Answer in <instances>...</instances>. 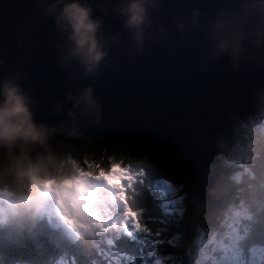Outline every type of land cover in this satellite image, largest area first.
<instances>
[{
    "label": "water",
    "instance_id": "95a60500",
    "mask_svg": "<svg viewBox=\"0 0 264 264\" xmlns=\"http://www.w3.org/2000/svg\"><path fill=\"white\" fill-rule=\"evenodd\" d=\"M96 2L107 9L94 13L103 16L104 31L121 33L99 78H82L78 67L60 63L63 37L51 19L39 16L36 0H0V76L23 72L19 83L34 102L37 122L50 125L66 120L63 111L54 112L65 94L91 84L101 104L99 120L89 117L79 124L78 135L61 140L159 141L186 173H193L180 254V264H191L188 243L199 220L221 214L225 184L214 155L225 140L226 126L254 106L264 90V0H165L161 11L153 13L142 52L135 51L112 14L115 0H94V7ZM192 8L209 16L218 8L235 14L241 36L235 62L227 54L210 59L203 31L176 33L173 16L187 17ZM204 22L202 17L200 24Z\"/></svg>",
    "mask_w": 264,
    "mask_h": 264
},
{
    "label": "clouds",
    "instance_id": "9594fccd",
    "mask_svg": "<svg viewBox=\"0 0 264 264\" xmlns=\"http://www.w3.org/2000/svg\"><path fill=\"white\" fill-rule=\"evenodd\" d=\"M165 0H115L116 16L136 52H142L146 37L153 28V13L158 14ZM39 16L51 19L63 37L58 44L63 65L79 68L82 78H99L110 50L121 40V33L104 31L103 2L94 0H36ZM204 18V24L200 19ZM175 31L183 36L187 30L204 32L209 57L227 54L235 62L240 53L241 36L235 14L218 8L212 15L199 8L187 17L173 16ZM159 30L166 33L160 26ZM23 47V41H17ZM24 75L16 71L0 76V224L23 223L35 227L47 213L57 218L64 236L88 238L101 230V213L118 210L123 201L120 187L122 169L103 174L85 172L71 154L61 151L68 137L78 135L79 124L89 117L99 120L101 104L88 84L77 93L65 94L54 112L66 117L59 124L37 122L34 102L19 83Z\"/></svg>",
    "mask_w": 264,
    "mask_h": 264
},
{
    "label": "trees",
    "instance_id": "16d2710c",
    "mask_svg": "<svg viewBox=\"0 0 264 264\" xmlns=\"http://www.w3.org/2000/svg\"><path fill=\"white\" fill-rule=\"evenodd\" d=\"M263 97L264 90L254 106L242 111L236 120L226 126L225 140L219 152L214 155L225 180L224 190L228 201H245L254 212V221L250 226L255 227H251L246 236L244 250L252 244L264 245V131H258L249 121L255 114L261 113L264 107ZM262 118L264 119V115ZM63 141L65 147L61 151L69 152L85 172H108L110 159L119 163L122 168L133 165L145 171L143 182L132 181L124 197L132 208H141L137 218L140 225L142 224V230H138L143 231L144 236L138 234L135 237L136 242L129 237L123 238L117 246L134 257V264H143V258L151 249L165 258L164 264H180L186 211L193 189L194 174L186 173L179 160L159 141L141 138ZM234 148H239V153L231 155ZM158 178L166 179L172 184H180L178 192L187 194L185 209L179 217L176 216L177 219L172 217L173 215H165L156 207L158 193H148V189L153 187L152 181ZM250 183L253 184V191L248 187ZM231 185L239 189V197L233 196ZM221 214L214 219L200 220L197 231L199 228L216 229ZM49 216L46 213L35 227L23 223L0 224V264H52L51 260L62 253L76 256L77 264H93L96 258L98 264H103L95 246L81 237H77L80 239L77 243L76 238L64 236L60 227H56L57 218ZM197 231L193 234L188 248L191 264ZM141 237H144L143 241ZM97 241L101 245L104 244L101 238H97ZM148 241L151 244H147ZM51 246L58 247L48 253ZM257 264H264V261Z\"/></svg>",
    "mask_w": 264,
    "mask_h": 264
},
{
    "label": "rangeland",
    "instance_id": "374dc122",
    "mask_svg": "<svg viewBox=\"0 0 264 264\" xmlns=\"http://www.w3.org/2000/svg\"><path fill=\"white\" fill-rule=\"evenodd\" d=\"M263 108L261 109V113H257L253 118L249 119L250 124L257 128L258 131H264V119L262 118L264 115ZM232 151L231 155L238 154L239 148H234ZM112 161L114 160H109L108 171L115 172L117 169H122L124 172L120 180V187L116 190H120L123 197H125V193L129 190L132 181L137 180L143 182L145 171L133 165H126L122 168L119 163ZM216 166L218 167L217 164ZM218 170L221 177L224 179L219 167ZM96 174H102V170H99ZM205 176L207 175L205 174ZM195 177L194 175V178ZM158 179L161 181L160 187L164 189L170 197L168 207L164 208L163 211L161 210V212L167 215H173L172 217L174 218L178 215L180 216L185 209L184 201L187 194L185 192H178L181 187L180 184H172L170 181L163 178ZM230 179L232 180V177H230ZM248 187L253 191L252 183H250ZM232 188L234 190L233 196L239 197V189L233 186ZM226 198L225 194L220 204V213L222 214L218 221L217 228L212 230H206L204 228L198 229L194 240L195 249L191 255L193 264H257L264 261V245L252 244L247 250L243 248L244 241L249 233L250 224L254 221V212L245 201H236L234 199L228 201L229 198H227V200ZM117 203V211L113 212L112 210L105 209L101 213L100 219L102 227L98 235L88 237V240L84 238V241L86 240L87 243H91L96 247L97 252L100 254V259L103 260V264H134V257L130 253L124 252L122 249L118 248L117 245L123 238L131 237L133 233L144 236V233H142L143 231H139L142 230V224L140 225L139 219L137 218L141 208H132L125 198L123 201H118ZM129 225H131V231H129ZM73 238H76L77 243L80 242V239L76 236H73ZM97 238H101L104 244L101 245L97 241ZM141 238L143 241L144 237ZM146 243L151 244L150 241ZM56 247L58 246H51L48 253L51 252V249L54 250ZM97 260L96 258L93 264H98L96 262ZM164 260V257H161L151 249L143 258V264H164ZM51 263L77 264V259L74 255L62 253L52 259ZM138 264H142V262H138Z\"/></svg>",
    "mask_w": 264,
    "mask_h": 264
},
{
    "label": "snow or ice",
    "instance_id": "6c2138e0",
    "mask_svg": "<svg viewBox=\"0 0 264 264\" xmlns=\"http://www.w3.org/2000/svg\"><path fill=\"white\" fill-rule=\"evenodd\" d=\"M152 184H153V187L148 189V193H152V192L158 193L159 199H158V202L156 204V207H159L163 211L164 208L168 207L170 197H169L168 193L160 187L161 181L159 179L153 180ZM165 215H166V213H165ZM251 227H255V225L250 226V229H249L250 231H251ZM166 230L167 229L165 228V231ZM129 231H131V225H129ZM137 235L138 234L133 233L132 237H129V239L132 240L133 242H136L135 237Z\"/></svg>",
    "mask_w": 264,
    "mask_h": 264
},
{
    "label": "bare ground",
    "instance_id": "6f19581e",
    "mask_svg": "<svg viewBox=\"0 0 264 264\" xmlns=\"http://www.w3.org/2000/svg\"><path fill=\"white\" fill-rule=\"evenodd\" d=\"M207 177V176H206ZM195 180V179H194ZM194 180H193V183H194ZM189 201H190V199H189ZM189 206V205H188ZM112 213V212H111ZM47 216V215H46ZM50 217V216H49ZM48 218V217H47ZM204 219H211V218H204ZM201 220H203V219H201ZM40 221H42V220H40ZM47 221H49V220H47ZM50 221H51V218H50ZM200 221V220H199ZM52 222V221H51ZM47 223V222H46ZM199 223V222H198ZM56 227H58V225L56 226ZM56 229V228H55ZM186 232V231H185ZM188 244H190V241H189V243Z\"/></svg>",
    "mask_w": 264,
    "mask_h": 264
}]
</instances>
